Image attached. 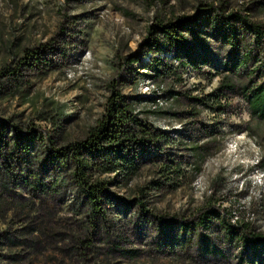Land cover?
<instances>
[{"label":"rangeland","instance_id":"374dc122","mask_svg":"<svg viewBox=\"0 0 264 264\" xmlns=\"http://www.w3.org/2000/svg\"><path fill=\"white\" fill-rule=\"evenodd\" d=\"M199 2L264 26V0H0V70L16 67L25 49L39 45L51 47L44 57L52 62L45 74L24 73L21 85L0 94V120L23 133L38 128L60 146L85 136L117 81L142 119L177 139L167 147L184 171L174 191L156 190L151 181L158 175L150 166L128 181L102 175L121 197L109 205V225L102 227L89 221L83 194L68 171L48 161L45 145L26 142L30 164L0 165V264L264 263V252L240 231L231 239L223 224L225 217L264 235V120L250 113L239 87L227 94L222 112L169 94L213 91L220 77L207 79L210 68L216 71L212 66L200 68L204 73L178 67L179 83L143 75L151 74L144 69L148 56H141L149 25L191 15ZM232 24L252 52L249 74H242L252 81L250 89L264 79V35L258 39L257 29ZM202 29L210 37L209 27ZM217 44L218 57H226L228 45ZM128 56L142 60L127 65ZM141 189L153 214L189 220L208 205L225 213L176 239L174 231L159 233L150 215H139L134 199Z\"/></svg>","mask_w":264,"mask_h":264},{"label":"trees","instance_id":"16d2710c","mask_svg":"<svg viewBox=\"0 0 264 264\" xmlns=\"http://www.w3.org/2000/svg\"><path fill=\"white\" fill-rule=\"evenodd\" d=\"M222 5L199 2L195 12L191 15H180L173 19L157 18L147 28L142 40L141 56H148L144 69L151 74H143L154 79L174 78L177 83L182 82L176 76L177 68L201 72L200 68H214L215 73L208 72L207 79L213 75L220 77L216 88L200 97H191L187 91L171 90L169 94L181 95L192 100L196 105L208 108L212 112H222L227 94L240 88V92L248 104L249 111L258 119L264 120V79L250 89L252 83L245 73L252 60V52L244 46L243 38L234 32V23L240 22L251 29H257V38L264 35V26L256 27L241 13H225ZM210 29V37L205 36L202 28ZM225 30V35H222ZM230 30V33H226ZM254 32V31H253ZM212 39L210 42L209 40ZM218 40L228 45L226 57L219 58L220 47ZM215 43V44H214ZM51 47L39 45L25 49L17 61L16 67H7L0 70V94L7 87H18L24 82V73L45 74L52 68L51 61L45 62L46 51ZM66 56L65 53H63ZM127 65L142 60L141 58H125ZM176 63V65L174 64ZM254 71V69H251ZM264 76V70H262ZM204 75V74H203ZM118 82L109 84L110 94L104 104V110L95 124L90 126L83 138L69 141L56 146L52 137L46 136L38 128H27L22 132L17 126L11 125L8 120H0V165L9 168V163L30 164L28 161V147L26 142L45 145L47 159L56 166V170L65 169L68 177L83 194L87 201L89 221L95 225L108 227L107 212L109 205L118 197L109 189V179H102V175L114 173L123 180H132L144 166H150L157 173L158 179L151 181L156 190L174 191L180 186L179 178L184 176L181 163L170 157L167 146L176 145V138L172 133L154 126L142 119L135 111L132 99L123 94L117 87ZM157 97L150 98L155 102ZM211 102V103H210ZM194 125V124H193ZM180 143V142H179ZM66 178V177H65ZM40 182V181H39ZM39 185V184H36ZM42 188L45 184L40 182ZM143 190L135 198L136 209L139 215H150L158 225L159 233L174 231L178 235L188 234L205 227L208 217L225 213V210L215 205H208L198 211L192 218L185 220L182 217H168L151 213L142 201ZM224 230L231 237L241 235L246 241L256 245L259 252H264V235L250 230L247 224L236 225L225 217ZM264 264V263H261Z\"/></svg>","mask_w":264,"mask_h":264}]
</instances>
